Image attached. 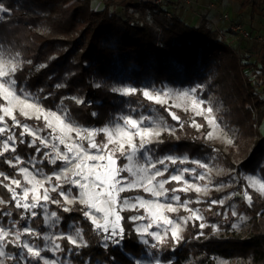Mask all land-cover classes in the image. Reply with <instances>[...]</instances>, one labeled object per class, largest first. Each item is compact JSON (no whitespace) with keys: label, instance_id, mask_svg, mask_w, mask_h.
<instances>
[{"label":"trees","instance_id":"16d2710c","mask_svg":"<svg viewBox=\"0 0 264 264\" xmlns=\"http://www.w3.org/2000/svg\"><path fill=\"white\" fill-rule=\"evenodd\" d=\"M237 1L235 16L238 21H241L244 9L250 11L251 17L253 12L262 13L263 4L259 0L234 2ZM123 2L106 0L102 8L94 9L91 0H0V6L5 9L0 11V43L21 57V64L13 73L16 89L38 100L47 109L62 105L80 124L101 127L124 107L122 96L113 90L117 80H126L135 86L147 80L157 85L167 82L194 86L198 91L215 86V92L226 106L223 115L227 120L246 134L259 133L256 146L240 167L259 173L264 179V134L257 129L264 119V44L260 46L250 39H233L228 28L214 26L206 16L198 17L191 24L183 14L185 6L183 9L179 6L183 1L164 0L160 8L154 6L152 0ZM165 11L172 15L166 16ZM42 25L47 26V33L40 32ZM204 83L208 87L201 89ZM79 99L81 103H77ZM167 112L174 120L170 110ZM23 120L41 127L42 133L47 131L42 121ZM172 142H155L151 146L160 154L178 151L199 158L210 152L209 146L191 129L186 138ZM16 149V152L2 151L0 172L11 175L15 171L4 163L9 155L35 154L33 148L18 142ZM36 154L42 156L40 152ZM59 162L51 164L44 160L41 166L51 173ZM4 182L0 184V197L7 202L4 210L11 215L0 213V218L4 224H10L12 218L18 216L15 210L20 208L14 207ZM245 190L251 197V202L247 201L251 209L258 205L259 197L253 190L247 187ZM50 209L60 217V229L65 230L72 223L81 232L83 230L87 244L81 250L62 239V253L68 255L70 261L84 263L98 259L99 264H136L124 253L139 256L146 252L137 239L129 236L131 222L124 217L125 212H121L123 238L118 244L113 240L111 244L114 257L107 255L102 259L99 257L101 246L93 243L104 237L94 231L91 235L87 233L88 226L93 224L81 216V211L65 212L56 205H51ZM260 216L259 219L252 217L256 230L247 240L192 241L188 224L182 242L172 250L175 257L166 260L165 264H183L186 256L197 253L202 254L203 260L217 254L250 258V264H264V213ZM42 218L31 217L41 230ZM167 252L166 249L164 253Z\"/></svg>","mask_w":264,"mask_h":264},{"label":"rangeland","instance_id":"374dc122","mask_svg":"<svg viewBox=\"0 0 264 264\" xmlns=\"http://www.w3.org/2000/svg\"><path fill=\"white\" fill-rule=\"evenodd\" d=\"M105 1L106 0H91V6L94 9H100L103 7ZM133 1L134 0H124L123 3H130ZM179 1H183L181 2L182 4L179 3V6H185L183 11L186 9L188 11L193 10L192 6H194L193 2H195V0H188L187 2H189V4L185 3L184 0ZM204 1L205 4L214 1L217 2L220 12L227 13L231 20L238 19L235 16L236 8L239 4L238 1L235 3V5H233V1L235 0ZM259 1L261 4H263L261 13L262 15L257 12H253V16L251 17L250 11L244 9V13H242L241 16V21L239 20V22L243 23L247 29L252 31L253 35H264V0ZM179 10L181 9H178V12H180ZM217 16L218 18L213 22L209 18L210 22H212V24L216 27L219 26L220 28H227V23L223 19L222 14L219 13ZM39 30L41 33L48 32L47 26L43 25L39 26ZM231 34H233V39L240 38L233 32H231ZM258 43L260 46L264 44V42ZM20 60L21 57L18 53L10 52L7 47L0 43V62H3L7 65L5 71L8 73L7 76L0 77V83L7 81L8 84H6V86H8L14 81L13 73L16 70L12 71L11 67L12 65H16L17 69L21 64ZM206 86V83H204L200 87L203 89ZM124 88H131L135 89L136 91L134 93L124 95L119 91L120 89ZM113 90L122 96L124 107L115 113L112 119H109L104 125L99 127L95 126L94 124L83 125L76 122L67 114L65 107L62 105L57 109H47L43 107L38 100L16 89L21 100L27 97L29 103L38 104L45 109L46 113L55 112L58 116L65 119V123L70 122L74 128L81 129L82 133L84 129L94 130L96 132L94 140L101 146L108 144V136L100 130L108 129L110 132H113V139L124 142L125 148H127V137H118L114 131L118 126L126 127L124 125L125 117H131L135 120H143L145 117H147L148 119L145 121L143 126L159 128L161 130V134L159 137L154 138L152 143H162L166 141L173 143L172 141L186 138V135L190 129L196 132L197 135L204 141V143L209 146L208 150H210V152L205 156H201L199 158L197 156H189L185 152L179 153L178 151L164 152L160 154L156 152V147L151 146L152 143H150L147 146V151H143L142 153H137L135 155H132L131 152H128L124 156H121L119 151H117L115 153V166L122 170L117 178H124L125 183H128L132 180L138 179L142 175L139 172L141 167L150 168L151 163H156V167L160 170H163L165 166L167 167L165 175L158 177L157 181L168 179L171 175L183 174L184 176V180L180 182L173 181L169 184H166V188H184L187 186L184 181H187L188 184H195L199 186L202 189L201 191L197 192L194 189H189L188 191H178L175 193L169 191L166 196L154 197L150 192H145L142 187H137L132 188L124 193H120V197L122 199H127L130 204H135L137 198L143 199L145 201H156L158 203L172 204L173 207L177 209V211L167 212L164 210V215L171 219L174 224H178L180 228L183 229V231L179 233L181 237L187 226L190 225L191 228L189 229V233L194 239L192 241H195L196 239H198V241L217 239H250L256 230V228L253 226L252 217L255 216V218L259 219L262 218L260 213H264V195H262L257 190L259 184H264V179L259 175V173L245 171L240 166L243 163V160L247 158L251 150L256 146L255 144L260 138L259 133L255 132L253 134L251 132L246 134L245 132H242L236 124H232L227 120V118L223 115L224 111L226 110V106L222 100V97L215 92V86H210L204 91H198L194 86L174 85L167 82L157 85L147 80L142 84L135 86L129 81L117 80L114 82ZM144 91H148L153 96L159 95L161 102L148 100L143 96ZM183 93H187L188 95L182 96ZM79 101H81V99H79ZM2 107H11L16 120H18L21 124L27 125L36 133L37 136L43 137L48 144V147L45 148L43 145H40L39 141L37 140V146L40 147V153H42V156L40 157L37 156L36 152L34 155L25 157L20 154H15L13 156L9 155L8 160H14L16 156H19L22 160V163L13 167L15 170L13 174L6 175L13 177L14 179H19L23 186L31 187V185L27 184V181L24 179V174L19 172L20 168H27L32 176H35L37 180L46 181L44 187L49 189L50 197L53 200H59L60 204L58 205L47 202L44 207H38L37 209H34V211L38 213V219L43 216V218L40 219L41 223H43V230L38 227L36 220L31 219L30 213H24L22 209H17V211L15 210V213L18 216L17 218H12L10 224H4L3 220L0 218V227L12 233L8 239H14V234L17 231H22L24 226L32 228L37 233L35 236H21V239L24 242L29 243L33 248L41 252V257L38 260L32 259L30 264H50L52 261H55V264H99V261H97L98 259L94 261L90 260L94 263H91L89 260L85 261L84 263H77L70 261L68 255L64 256L62 253L64 249L62 246V239L66 238L61 237L72 235L77 239L78 244L83 243L86 245L87 241L85 240V236L82 233L83 230L81 232L80 229L81 236L76 237V229H79L78 227H75L72 225V223H70L65 230H62L58 226L60 220H57L56 218H49L51 212H54L52 209H50L51 205H56L62 209L64 207H68L71 209L68 212H76V210L81 211V216H84V211L88 210L84 204L80 203L81 189L79 187H73L70 183L65 182L63 179L60 181L55 179V176L63 173L66 168L74 167V163L65 164L62 160H58L60 161L58 167L52 170L51 173H47L41 166V162L44 160L49 161L51 157L55 156V151L52 147L53 145H55V148L61 152H67L65 146L60 144L59 140L55 138L62 135L59 130V122L55 121L52 117H49V119H52L53 125L57 127V131L53 132L52 128L47 127V131L42 133L43 130L41 127L27 124L25 120H23L25 117L20 114L19 106L16 104L15 100H13L10 104L9 101H6L3 98L2 93H0V108ZM209 108L212 110L211 112L207 111ZM168 110H170V113L173 115H176L178 119L172 120L167 114ZM28 111L33 113L32 119H35L34 110L28 109ZM3 115L4 113L0 111V116ZM39 121H42L46 126L47 122L44 120L43 116H41ZM210 121H214V123ZM0 128L5 129L3 133H0V152H2L5 151L3 148V142L6 140L7 136L13 135L17 137L18 141V139L21 138L20 132L23 129L15 127L10 116H4V122L0 123ZM257 129H259L261 135L264 134V119L262 124L258 126ZM131 131L135 132V129H131ZM68 137H71V140H69ZM22 138L29 139L28 141L34 139V137L27 134ZM65 140L67 143H80L85 146L87 145V140H79L75 132L67 133ZM228 141H231V143ZM133 142L138 146L140 143L139 137L134 136ZM14 147L16 148V144ZM116 147H118L116 143L108 144L109 149ZM89 151L94 155L106 154L98 153L96 149H90ZM44 153H48L49 155L46 157ZM129 156H131V159H129ZM168 156L176 158L177 163L172 164L171 162H166V165H160L157 163V161ZM181 160H183L184 163H180L179 161ZM197 162H199V164H204L205 167H199ZM97 163H103L104 165L108 164L107 160ZM125 167L131 169V171H123ZM184 169H191L194 170V172L189 171L185 173L183 172ZM100 170L105 171V169ZM151 171H154V169L150 170V172ZM68 175L71 176V172H69ZM199 176H203L204 179H199ZM49 177H51L50 180ZM253 182L256 183L253 184ZM4 183L5 185H9L10 187L14 188L18 193L22 194L23 187L17 188L16 185L11 184L9 180H5ZM57 183L62 185V189L52 192V186ZM245 187H247L249 190H253L259 197L258 205L255 204L254 206H251V209L247 204L248 200L246 199L245 195L247 194V191L245 190ZM61 190L64 191L69 199H74V203L70 205L67 204L64 201L63 196L60 195ZM40 194H43V189H40ZM173 195L179 196L180 201L177 202L171 199ZM31 196L32 194L30 193L28 197L29 202H31ZM0 199L2 198L0 197ZM122 199L118 200V207L123 209L120 211V215L125 212L123 214L124 217H128L131 222L129 236L131 238L137 239L138 243L144 246L146 251L143 254H139V256L124 253L125 257L128 256L129 258L133 259L136 264H165L166 260H173V257L175 256L172 255V250L174 246L179 243H177L172 238V233L170 230H168V228L171 226L165 227L163 224H161L159 227H157L156 223L152 221L151 216L145 211L144 208H140L138 204L135 209L126 208L122 203ZM259 199L262 200L261 203L259 202ZM213 201H217V203H213ZM219 201H223V204H220ZM8 202H10V200ZM6 205L7 202L0 204V213L4 214L9 212L4 210L6 209L5 207H7ZM182 205H186V207ZM151 211H155V209H152ZM193 211H195L199 216L203 217V219H190ZM233 213H235V215H233ZM22 215L25 216V219L23 220L21 219ZM96 215L100 222L103 223V213ZM136 215L144 216L145 219L133 221L131 217ZM86 219L88 222L89 218L86 217L85 220ZM120 223L122 226V220ZM149 223H152V227L148 229V232H157L161 238L160 240L154 239L148 234L141 235L136 231L137 228H143ZM200 224H204V227L201 228ZM13 225H15V227H13ZM262 230L264 231V229ZM93 231L97 235L98 233H101L103 237L105 235L103 231H97L94 226L89 225L87 228V233L91 235ZM112 240L113 239L99 240L98 238L96 242L93 243L95 246H101L102 252L100 253L101 255L99 257H102V259H105L104 257L107 255L112 256ZM181 240L182 239H180L179 242H182ZM66 241L68 242L67 239ZM0 244H2L5 253L4 256H0V264H29V261L23 258V256H27L26 250H23L12 243L0 242ZM55 244H59L61 246L60 249H56ZM120 246H124V244H120ZM80 248L82 249L84 246L77 247V250H81ZM166 249L168 252L164 253ZM20 253H23V256L18 255ZM168 256H170L169 259H166ZM184 259L185 260L183 264H250V258H242L239 256L223 257L217 254H211L209 255V258L204 260L202 258V254L199 253L193 255L191 254L190 256H186ZM103 264L107 263L104 262Z\"/></svg>","mask_w":264,"mask_h":264},{"label":"snow or ice","instance_id":"6c2138e0","mask_svg":"<svg viewBox=\"0 0 264 264\" xmlns=\"http://www.w3.org/2000/svg\"><path fill=\"white\" fill-rule=\"evenodd\" d=\"M0 11H5L3 6H0ZM16 65H12L11 70H16ZM7 65L3 62H0V77L7 76V71H5ZM7 81L4 83H0V93H2L3 98L6 101L11 102L13 100L16 101V104L19 106L20 114L24 116L26 119H32L33 113H30L28 109L34 110L35 119L39 120L41 116H43L44 120L47 122L46 127L52 128L53 132L57 131V127L53 125L52 117L55 121L59 122V130L62 135L55 137L59 140L60 144L64 145L67 149V152H61L60 150L55 148L53 145V150L55 151V156L49 159V162L52 164H56L58 160H62L65 164L74 163V167L66 168L63 173L60 175H56L55 179L57 181L64 180L67 183H70L73 187H79L81 189V199L80 203L84 204L88 209L84 211V216L88 217L91 220L94 228L97 231H103L104 239L109 240L113 239L114 243H119L120 239L123 238L124 229L121 227L122 216L120 215V211L123 209L118 207V200H121L120 193H124L129 191L132 188L142 187L145 192H150L154 197H163L166 196L169 191L175 193L178 191H188L189 189H194L199 192L202 189L195 184H188L187 181L184 183L187 185L184 188H173L168 189L165 187L166 184H169L173 181L180 182L184 180L183 174L179 175H171L170 178L157 181L158 177L164 176L167 171V167L163 170H160L156 167V163H151L150 168L141 167L139 172L142 174L138 179L132 180L131 182L125 183L124 178L118 179L120 172L122 171L120 168L116 167V158L115 153L119 151L121 156H124L126 153L131 152L132 155L137 153H142L143 151H147V146L152 143V140L156 137H159L161 134V130L159 128H151L143 126L145 121L148 119L145 117L143 120H135L131 117L124 118V125L126 127H117L114 131L118 137H127V148H125V143L120 142L119 140L113 139V132H110L108 129H102L100 131L104 132L108 136V144L116 143L118 147L109 149L108 144L99 145L95 142L94 137L96 132L94 130L84 129L83 133L81 129L74 128L71 123H65V119L58 116L55 112H45V109L39 106L38 104L29 103L27 97L21 100L20 95L16 91V85L13 81L10 85ZM124 95H128L134 93L136 90L131 88L120 89ZM187 93H183L182 96H187ZM143 96L148 100H155L157 102H161L160 96H153L148 91L143 92ZM77 103H81V101H77ZM195 104V101H194ZM0 111L4 113L3 116H0V123L4 122V116H10L14 122V126L17 128H22L23 130L20 132V139L17 141V137L13 135L7 136L6 140L3 142V148L5 152L11 150L12 152H16L17 149L14 145L18 142L19 144H23L26 147L33 148L35 152H40L41 149L37 146L36 141H39L40 145H43L45 148L48 147L47 141L41 137L37 136L36 133L30 129L27 125L21 124L18 120H16L15 115L12 112L11 107H2ZM208 112L212 110L207 109ZM173 119H178L175 115H173ZM214 123V121H210ZM131 129H135V132H132ZM5 131L4 128H0V133ZM75 132L76 136L79 140H87V145H83L80 143H67L65 140V136L67 133ZM30 135L34 137L31 141H26L22 137L24 135ZM139 137L140 143L137 146L136 143L133 142V137ZM71 140V137H68ZM231 143V141H228ZM96 149L98 153H106V154H92L89 150ZM71 154V155H69ZM4 155L3 152H0V157ZM47 157L49 154L44 153ZM131 159V156H129ZM107 160L108 164L104 165L103 162ZM166 162H171L172 164L177 163V159L171 156L165 157L157 163L160 165H166ZM180 163H184L183 160L179 161ZM4 163H7L10 167H15L22 163V160L19 156H16L14 160H5ZM199 164V162H197ZM199 167H205L204 164H199ZM100 169H105V171H101ZM154 169V171H151ZM123 171H131V169L125 167ZM193 171L191 169H184L183 172ZM20 173L24 174V179L27 181V184L31 185V187L23 186L22 182L19 179H14L6 175L3 172H0V177L3 179L0 180V184L3 183V180H9L11 184H15L17 188L23 187V192L18 193L14 188L9 185H4L7 190L11 193V199L14 201V207L20 208L24 213H30L31 217L34 219L37 217L38 213L34 211L38 207H44L47 202L60 204L59 200H53L49 195V189L44 187L46 181L37 180L35 176L29 172L27 168H20ZM71 172V176L68 173ZM150 173V174H149ZM135 175V174H133ZM199 179H204L203 176H199ZM51 177H49V180ZM142 181V182H141ZM156 182V183H154ZM256 182H253L255 184ZM40 189H43V194H40ZM58 189H62V185L57 183L52 186L51 191L56 192ZM206 190V188H205ZM257 190L264 195V184H259ZM31 196V202L28 201L29 194ZM60 195L63 196L64 201L67 204L74 203V199H69L68 196L64 193V191H60ZM246 195V199L251 202V197ZM171 199L179 202L180 197L173 195ZM43 202V203H42ZM5 201L0 199V204H4ZM122 203L124 207L135 209L137 204L140 208H144L146 212L152 218V221L156 223L157 227L163 224L165 227L171 226L168 230L172 233V238L179 243L182 237L179 235L182 228L178 224H174V222L164 215V210L167 212H176L177 209L173 207L172 204H164L158 203L156 201H145L143 199L137 198L135 204H130L127 199H122ZM213 203H217V201H213ZM220 204H223V201H219ZM186 207V205H182ZM155 209V211H151ZM71 209L68 207H64L63 211L68 212ZM94 210V211H93ZM103 213V223L97 218L96 214ZM5 215H11V213H5ZM235 215V213H233ZM49 218H56L59 220L56 212H51ZM114 218V219H113ZM191 218L203 219V217L199 216L195 211L192 212ZM21 219H25V216H21ZM131 219L133 221L143 220L144 216H132ZM15 227V225H13ZM152 227V223L145 225L143 228H137L136 231L143 234L151 235L154 239L160 240V236L157 232H148V229ZM200 227L203 228L204 224H200ZM235 227V225H234ZM12 235L10 231L5 230L0 227V242L12 243L15 246L26 250L27 256H23V253L18 255L23 256L25 260L30 261L32 259L38 260L41 257V252L35 248H33L29 243L24 242L21 239V236H35L37 233L30 227L24 226L22 231H17L14 234V239H8L9 236ZM81 233L79 229H76V237H80ZM66 238L69 243H71L75 247L86 246L83 243L78 244L77 239L72 235H67ZM82 241V237H81ZM59 244H55L56 249H60ZM4 250L2 244H0V256H4ZM50 264H55V261L50 262Z\"/></svg>","mask_w":264,"mask_h":264},{"label":"built area","instance_id":"2783aa9c","mask_svg":"<svg viewBox=\"0 0 264 264\" xmlns=\"http://www.w3.org/2000/svg\"><path fill=\"white\" fill-rule=\"evenodd\" d=\"M163 2L164 0H153L154 6L158 8L162 6ZM164 14L168 17L171 16V13L169 11H165ZM222 17L227 23V28L238 37L243 39L254 40L257 42H264V35H260V34L253 35L252 31L247 29L243 23L239 21L231 20L227 13H222Z\"/></svg>","mask_w":264,"mask_h":264},{"label":"crops","instance_id":"0c3cea01","mask_svg":"<svg viewBox=\"0 0 264 264\" xmlns=\"http://www.w3.org/2000/svg\"><path fill=\"white\" fill-rule=\"evenodd\" d=\"M188 0H184L185 3L189 4V2H187ZM212 1V0H210ZM203 2V4H202ZM205 1H196L193 2L194 3V6H192V9L193 10H185L183 11L184 14H186L188 20H190V23H194L198 17L200 16H206L208 18L211 19V21L213 22L215 19L218 18V14L219 13H223V12H220L219 9H218V4L217 2H210L208 4H205L204 3ZM236 2L233 1V5H235ZM236 20V19H234Z\"/></svg>","mask_w":264,"mask_h":264}]
</instances>
